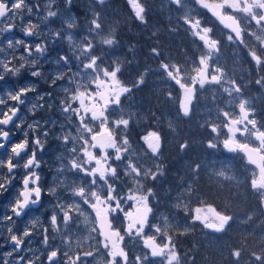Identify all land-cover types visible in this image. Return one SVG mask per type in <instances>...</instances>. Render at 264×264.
<instances>
[{"label": "rangeland", "instance_id": "1", "mask_svg": "<svg viewBox=\"0 0 264 264\" xmlns=\"http://www.w3.org/2000/svg\"><path fill=\"white\" fill-rule=\"evenodd\" d=\"M111 1L71 0L70 4L68 0L14 1L17 13H22L27 17V23L31 25V28L35 25L39 26L41 34L46 36L48 47L43 48L42 55L36 54L33 59H26L30 65L27 83L32 81L37 84L36 89L39 91L35 100H33V93L26 92V99L31 101L29 104L31 108H37L39 112L46 113L49 117L43 120L37 118L35 126L28 124V127L32 125L29 127L32 128V133H29L28 129L23 130L19 139L12 140L4 147L0 141V149L4 152V157L0 158V178H7L8 161L12 162V166L21 167L35 157L34 163L29 166L30 170H33L38 157L44 158L50 164H56L54 160L56 157L60 163L56 166L59 178L62 181L74 180L71 188L74 198L72 203H69L73 207L77 208L80 204L91 203L90 196L77 194L80 189H85L86 185L101 182L100 186L105 187L101 181V173H103L105 182L115 178V174L110 170L111 164L113 168H116V178L122 183V195L133 197L152 194L150 190L143 193L138 191L144 184L142 178H148L151 182L158 181L163 170L157 161L150 159L151 154L154 153L153 149L147 150V145L137 148L134 142L137 135L138 144L143 140V136H149V129H144L142 132L136 129V124H145L144 119L147 118L140 112L138 105L141 103L144 109H147L148 105L144 98L138 101L133 95V92L139 94L138 87L146 86L152 94L162 95L165 103L173 107L174 113L178 112L182 116L188 112L202 114V120L197 121L198 125L207 126L213 133L209 141H206L208 148L212 149L216 155L225 158L214 160L215 168L212 176L217 177L218 180L219 177L235 180L239 174L246 176L260 196L264 207V179H260L259 173L254 169L227 155H235L234 157L237 158L241 153L243 141L252 146H263L264 149V131L261 129L264 120L259 124L260 110L264 114V103L256 105L254 102L264 96V24L253 21L255 17L259 20L258 5L264 0H247V3L253 6L252 10L237 7L233 10L237 17H233V14H230L231 11L222 6L225 0H193V2L177 0L174 12L186 24L197 26L194 32L197 40L212 31L210 27L202 26L203 16H211L207 19L213 24L216 21L219 26L216 30L212 28L213 38H218L221 41L220 45L224 49H229L226 57H222L223 52H220L222 58H219L220 54L213 53L212 47L200 48L193 54L194 56L184 59V70L173 64L178 61L174 57L165 56L162 61H158L153 54H148L142 59L139 57L140 52L136 54L134 51L138 45L135 44L134 47L126 43L122 36L120 41L115 35V30L118 25L128 27V24L123 22L120 13L132 15L143 24L146 20L145 10L142 9L141 0H122L125 3L119 5L115 0ZM165 2L164 8L159 10L164 9L167 20L171 16L169 11L171 1ZM200 5L206 10L198 9ZM74 7L80 11L79 17H76ZM196 10H198L197 13ZM48 12H53L55 15L49 17ZM198 15L202 18L197 19ZM237 18L242 21L241 26L235 23V20L233 21ZM224 29L229 32L224 31L223 34L221 30ZM108 40H113V43H105ZM121 42L123 51L117 48ZM53 44L55 45L52 47ZM233 49L246 53L250 61L255 58L258 60L252 65L250 71L245 70L248 74L246 82L238 80L239 76L234 72L239 70L238 68L232 69L228 65V58L231 54H239L238 52L232 53ZM145 52H147L146 48ZM148 58L149 61H147ZM205 61L210 62L208 66H214L217 69L206 79H200L197 74L200 73L201 64ZM214 62L218 65L213 64ZM220 62L223 65H220ZM129 67L133 68L134 75L121 80L123 72L126 76L128 75ZM219 67H222L221 73H219ZM258 67L261 71H257ZM37 70L41 75L32 77L31 72ZM231 70L234 72L235 81H232ZM56 77L59 79L57 80ZM197 92L200 96L198 106L194 104V96ZM41 102L42 107L39 106ZM157 103L163 104L164 102L158 101ZM77 111L83 116L84 128H81L76 120ZM166 114L170 115L169 111ZM21 121L10 129V135L18 133L17 126ZM166 123L171 130H174V120H168ZM103 130L108 131L112 137L110 146L106 150L107 157L95 151L91 146L92 135ZM34 138L41 144H45L46 151L52 153L50 158L45 157V150L41 151L38 144L34 145ZM237 139L240 141L232 151L229 141L233 143V140ZM168 141L170 145L174 142V138ZM216 144H220L224 152L213 149ZM19 145L28 146L24 156L19 154V150L23 148L17 147ZM198 145H200L199 137ZM14 148H16L15 151H13ZM63 161L65 165L61 163ZM202 169L209 173L208 165H203ZM185 184L182 191L175 190L170 195L168 203L165 204L170 212L166 208H158L159 212L154 210V222L150 223L153 230H147L154 242L167 245L164 253L167 254L166 258H172V260L167 259L168 264H178L173 235L188 233L193 230L191 227L194 224L220 231L226 223L210 206L201 202L195 206L189 205L187 198L191 192V186H189V181H185ZM154 201L156 202V197ZM163 205L158 203V206ZM50 208L55 210L53 205H50ZM78 214L77 220L84 225V228L80 229L81 237L88 238L94 231L89 223L90 219L93 221V215L85 208L78 210ZM6 217L7 215L2 219ZM67 220V217L62 219L63 222ZM8 223L14 226L12 220ZM61 226L64 227V225ZM25 228L23 226L20 237H23ZM71 230L73 229L60 230L58 237L63 247L64 255L61 259L63 264L68 261L69 247L71 255L74 254L73 246H70ZM147 232L135 230L129 235L123 231L122 238L134 241L139 245L138 247L145 248L143 243L150 242L147 239L148 236L144 237ZM8 235L13 236L15 233L11 230ZM5 242L4 239L0 242V257L3 262L8 263L13 251L2 250ZM125 255L129 259V264H144L145 259L149 257L147 254L139 255L137 250H129Z\"/></svg>", "mask_w": 264, "mask_h": 264}, {"label": "flooded vegetation", "instance_id": "2", "mask_svg": "<svg viewBox=\"0 0 264 264\" xmlns=\"http://www.w3.org/2000/svg\"><path fill=\"white\" fill-rule=\"evenodd\" d=\"M14 1L16 0H0V5L3 6V14L0 15V100H2L0 102V120H3L5 115L10 118L7 124H0V133H6V135H0L2 147L12 140L19 139L18 137L21 136L23 130L27 131L28 129L29 133H32V128H29L27 125L36 124L37 118L43 120L49 117L48 114L39 112V109L31 108V105H29L31 101L26 99V92L34 94L33 100L36 99V95H39V91L36 89L37 84L32 81L27 83L30 65L26 62V59H33L36 54L42 55V52L36 51V48L37 45H41L43 48L48 47L46 44V36L41 34V28L39 26L32 23L36 27L31 28V25L27 23V17L22 15V13H17ZM229 1L235 3V6L228 9L231 11L230 14H233V17H237L233 13V10L237 7L246 8L247 10H252L253 8V6L247 3V0ZM262 8H264V1L258 5L259 20L256 17L253 18L255 23L260 22L264 24L261 21ZM233 21L238 23L239 26L242 25V21L238 20V18L237 20L233 19ZM214 23L217 26L216 29H218L217 22L214 21ZM193 29L196 31L195 26H193ZM221 31L229 32L227 29ZM208 35L203 37V43H200L201 48L212 47L213 53L219 55L220 52H223L222 57H226L227 51L220 45L221 41L216 37L214 39L211 32ZM234 52H238L239 54H231L228 58V65L232 69L238 68L239 70L234 71L239 76L238 80L245 81L246 77H248L245 70L250 71L252 65L258 62V60L255 58L250 61L247 54L242 53L239 49H233L232 53ZM219 56V58H222L221 54ZM209 63V61H205L201 64V71L197 74L200 79H206L217 69L214 66H208ZM22 64L24 67L20 69V74L13 76V71L20 68ZM173 64L178 66L179 69H185L183 62H180V64L174 62ZM213 64L218 65L217 62ZM220 65H223V63L220 62ZM218 70L221 73L222 67H219ZM257 71H261V68L258 67ZM234 72L231 70L230 73L233 76L232 81H235ZM12 97L17 98L13 100ZM254 102L255 104L264 103V96L259 97ZM39 106H43L42 102ZM138 107L140 108V112L145 114L147 118L144 119L145 124H136V129L141 132L144 129H149V136H143V140L140 138L141 142L138 144L137 135L134 142L137 148L147 145V150L153 149V154L149 152L152 155L150 159L157 161L163 170L162 176H160L158 181L151 182L148 178H142L144 184L142 189L138 191L143 193L150 190L152 194H142L133 197L122 195V183L116 178V168H113L111 164L110 170L115 174V178L109 179L108 182L102 179L101 181L105 185L104 188L100 186L101 182H92L86 185L85 189H80L77 194L79 196H90L91 203L80 204L76 208L69 204L72 203L74 198L71 194L74 180L65 179L62 181L59 178L60 175L58 174L56 166H59L60 163L56 157H54L56 164H50L44 158L38 157V162L41 166L39 169H36V167L33 170H30L29 167L26 169L24 165L21 167L12 166L9 169L7 166V178H0V233L2 232L0 242L4 239L6 242L2 250L10 249L13 251V254L8 263L3 262L1 260L2 257H0V264H63L61 261L64 255L62 252L63 247L60 245L58 237L60 230H68V228L73 229L70 235V239L72 240L70 246H73L74 254L71 255L72 252L69 247L67 253L68 261L66 264H129V259L125 255L129 250H137L139 255L147 254L149 257L145 259L144 264H168L167 259L172 260V258H166L167 254L164 253L167 245L154 242L149 237L147 230H153V226L151 227L150 223L154 222V210L159 212L158 208H166L165 204L170 200V195L175 190L182 191V188L185 186V178L176 182L166 176V173L170 169L185 167L187 147L185 140V116L155 114V109L153 110L148 106L147 109H144L141 103ZM30 108L32 112L29 111ZM76 115V120L80 124V127L84 128L82 123L83 116L78 111ZM22 117L23 120L21 121ZM171 119L175 121V125H173L174 130H171L170 126L166 123ZM176 120H179V125H176ZM259 120L260 122L264 120L262 110H260ZM20 121L21 123L17 126L18 133L16 135H10V129ZM261 129L264 131V123ZM171 138H174L173 148L169 146L168 140ZM34 140V145H37V139L34 138ZM239 141L238 139L236 141L233 140V143L229 141L232 151L236 148ZM177 142H179L178 147H176ZM245 144L250 145L246 141H243L242 146ZM108 147L101 152L106 157ZM252 147L264 154L263 146ZM27 150L28 146H24L19 150V154L24 156ZM45 154V157L48 158L52 156V153L50 151L47 152L46 149ZM228 155L233 159L235 158V155ZM240 155L242 154L240 153ZM1 157H4V152L0 149ZM12 161H14V158H12ZM61 163L65 165L64 161ZM34 170L36 175L40 177L37 184L32 183V180L35 179L32 175ZM46 174L48 176L47 181H45ZM25 178H27V185L24 184ZM36 187L41 189L43 197L42 201L39 202L36 200V195L33 191ZM24 191L28 193V199L26 201L20 195ZM162 195L166 196L163 197ZM154 197H156V202L154 201ZM17 201L21 202L19 206L17 205ZM158 203L164 205L158 206ZM50 205L54 206L56 213L55 210H51ZM82 208H85L86 211L91 212L93 215V221L90 219L89 223L93 226L94 231L91 232V236L88 238L81 237L80 229H83L84 225L80 220H77L79 216L78 210ZM166 210L170 212L167 208ZM6 215L7 217L2 219ZM64 217H67V222L62 221ZM98 217H102L109 223V230L114 234L113 242L101 236L97 227ZM9 220H12L14 226L8 223ZM61 225H64V227ZM23 226L26 228L23 237H20ZM11 230H13L15 235H8ZM135 230L147 232L144 237L148 236L147 239L150 242L143 243L145 248L138 247L139 245L134 241L132 242L122 238L123 231L130 235ZM55 235L58 236L55 237ZM128 243L130 244L128 245Z\"/></svg>", "mask_w": 264, "mask_h": 264}, {"label": "trees", "instance_id": "3", "mask_svg": "<svg viewBox=\"0 0 264 264\" xmlns=\"http://www.w3.org/2000/svg\"><path fill=\"white\" fill-rule=\"evenodd\" d=\"M165 1L167 0H141L142 9L145 10L144 18L146 17L143 24L132 15L120 13L123 22L128 24V27L118 25L115 35L120 41L122 36L126 43L134 47L135 44L138 45L134 51L136 54L140 52L139 57L142 59L148 54H153L158 60L171 56L178 59L177 64L183 62L185 67L184 59L194 56L193 54L201 48V45L195 37L193 26L180 20L174 12L176 8L174 5L177 3L174 0H170L171 16L166 20L164 9L159 10L164 8ZM115 2L117 5L125 3L122 0H115ZM111 3L113 4L112 1ZM74 11L76 17H79L80 11L77 7H74ZM203 17L202 26L217 28L212 21L207 19L211 16ZM201 18L198 15L197 19ZM122 47L121 42L117 48L123 51ZM225 50L229 49L225 48ZM133 75V68L129 67L128 75L126 76L123 72L121 80H126ZM138 90L139 94L133 92L135 99L143 100L144 98L148 107L155 109V114H161L159 108L165 111L167 105L171 116H181L178 112L174 113L173 107L165 103L162 95L152 94L146 86H140ZM196 99H200L197 94ZM158 101H163L164 105L157 103ZM159 104H161L160 107ZM198 105H200L199 102ZM193 112L195 113V110ZM199 120H202V114L188 112L185 115L186 164L184 168L177 167L168 170L166 176L176 182L184 178L185 181H189V186H191V193L188 196L189 205L195 206L201 202L210 206L225 219L226 224L220 231H211L204 226L199 227L198 224H194L191 227L193 230L188 233L173 235L179 264H264L263 204L246 176L239 174L235 180L221 177L218 180L217 177L212 176L215 168L214 160L225 158L216 155L212 149L208 148L206 141H209L212 130L205 125L202 127L198 125ZM176 125H179V120H176ZM198 137L200 145H198ZM172 144L173 142L169 145L170 148H173L174 144ZM178 146L179 142L176 143V147ZM217 150L221 151L220 145ZM222 152H224L223 149ZM234 159L246 164L240 154ZM202 161L206 162L202 163ZM203 165H208L209 173L202 169Z\"/></svg>", "mask_w": 264, "mask_h": 264}, {"label": "water", "instance_id": "4", "mask_svg": "<svg viewBox=\"0 0 264 264\" xmlns=\"http://www.w3.org/2000/svg\"><path fill=\"white\" fill-rule=\"evenodd\" d=\"M224 5L228 7H232L234 4L230 1H225ZM263 21H264V16H263ZM110 141H111L110 134L107 131H102V132H99L93 135L91 143L94 149L101 152V151H104L108 147ZM242 152H243V155L246 161L253 168H255L261 175V178H263L264 177V167H263L264 157L263 155L259 154V150L254 149L250 147L249 145L245 144L242 147ZM97 227L100 231L101 236L104 239L107 238V240L110 242L114 241V234L109 230V223L105 219H103L102 217H98Z\"/></svg>", "mask_w": 264, "mask_h": 264}, {"label": "clouds", "instance_id": "5", "mask_svg": "<svg viewBox=\"0 0 264 264\" xmlns=\"http://www.w3.org/2000/svg\"><path fill=\"white\" fill-rule=\"evenodd\" d=\"M68 3L70 4L71 0H68ZM2 14H3V6L0 5V15H2ZM54 15H55V13H53V12H48L47 13V16H49V17L54 16ZM33 27H35V26H33ZM69 43H71V41H69ZM105 43L111 44V43H113V40L105 41ZM36 51L42 52L43 51V47L41 45H37ZM33 64H35V61H33ZM23 67H24V65L22 64L20 66V68L15 69L13 71V76H18L20 74V69L23 68ZM40 75H41V73L38 70L31 72V76L32 77H38ZM56 79L58 80L59 77H56ZM73 99H75V97H73ZM29 111L32 112V109L30 108ZM65 111H67V109H65ZM9 119L10 118H8V120ZM29 127H32V125H29ZM0 135H6V133H0ZM45 135H47V133H45ZM36 143L39 145L41 151L45 150V147H46L45 144H41L40 141H37ZM47 146L49 147L50 143ZM34 160H35V157H33V159L28 160L27 164H25L24 167L27 169L29 166H31L34 163ZM35 164H36V169H39L41 167L40 163L38 161H36ZM32 175L35 177V179L32 180V183L33 184H37L38 181L40 180V177L38 175H36L35 170L33 171ZM47 178H48V176L46 174L45 181H47ZM101 178L103 179V173H101ZM33 191L35 192L36 200L38 202L42 201L43 197H42L41 189L39 187H36V188L33 189Z\"/></svg>", "mask_w": 264, "mask_h": 264}, {"label": "snow or ice", "instance_id": "6", "mask_svg": "<svg viewBox=\"0 0 264 264\" xmlns=\"http://www.w3.org/2000/svg\"><path fill=\"white\" fill-rule=\"evenodd\" d=\"M16 98L17 97H12L13 100H15ZM0 102H2V100H0ZM8 121H9L8 120V117H7V115H5V118L3 120H0V124H7ZM17 147H23V145H19ZM15 150H16V148L13 149V151H15ZM8 167H9V169L12 168V162L11 161H8ZM24 184L27 185V178H25ZM20 195L22 197H24V200L25 201L28 199V193H27V191L21 192ZM20 203H21L20 201H17V205L18 206L20 205Z\"/></svg>", "mask_w": 264, "mask_h": 264}]
</instances>
